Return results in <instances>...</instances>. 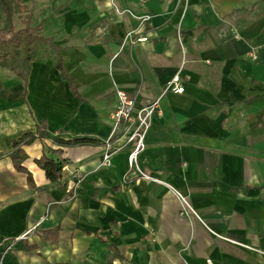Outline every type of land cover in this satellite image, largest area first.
I'll return each instance as SVG.
<instances>
[{
    "label": "crops",
    "instance_id": "obj_1",
    "mask_svg": "<svg viewBox=\"0 0 264 264\" xmlns=\"http://www.w3.org/2000/svg\"><path fill=\"white\" fill-rule=\"evenodd\" d=\"M29 2L49 41L27 81L0 64V264H264V0ZM177 73L185 91L163 97L138 159L165 184L130 171L123 141L103 166L117 91L140 108ZM42 122L31 186L8 153ZM43 154L67 160L59 180Z\"/></svg>",
    "mask_w": 264,
    "mask_h": 264
},
{
    "label": "trees",
    "instance_id": "obj_2",
    "mask_svg": "<svg viewBox=\"0 0 264 264\" xmlns=\"http://www.w3.org/2000/svg\"><path fill=\"white\" fill-rule=\"evenodd\" d=\"M18 14L22 18V27L17 28L15 24V15ZM31 13L28 8L22 4V0H0V64L2 67L9 69L17 76L28 80L31 63L40 58V45L48 42L42 35L41 26H32L30 24ZM56 66L61 71L62 77L66 79L75 94H78L75 80L64 66L63 59L57 57ZM2 89V84H0ZM45 122L38 125L36 132H26L17 138L13 144L12 150L8 153L19 171L29 174V183L34 186L32 174L24 166L26 152L24 147L32 144L38 138L50 137ZM53 140L60 146H75L80 144L92 143V138H75L61 139L54 137ZM61 151V149L57 150ZM4 154L0 153V158ZM38 165L45 170L47 177L55 182L62 177L63 168L67 163L65 159H54L47 154H43L37 159ZM57 230V229H56ZM54 230V231H56ZM57 236V235H56Z\"/></svg>",
    "mask_w": 264,
    "mask_h": 264
},
{
    "label": "built area",
    "instance_id": "obj_3",
    "mask_svg": "<svg viewBox=\"0 0 264 264\" xmlns=\"http://www.w3.org/2000/svg\"><path fill=\"white\" fill-rule=\"evenodd\" d=\"M189 1V0H184ZM181 26H179L178 31L180 33ZM147 36H143L138 39V41H146ZM253 58L257 59L258 55L256 52L253 53ZM185 91V86L182 83L181 75L177 73L173 78L166 84L161 94L153 102L146 106L138 108L136 105V99L128 94L124 90H118V102L112 112V132L110 136L104 141V155H103V166H112V155L116 153L121 148V142L124 145H132L133 149L128 156L129 169L135 172L138 177L143 179H149L161 184H165L164 181L152 176L150 173L146 172L139 164V154L145 147L146 134L149 131L152 123V118L157 113L162 111L161 102L163 97L168 92L183 93ZM64 166L63 169H66ZM80 183V181H77ZM180 201L182 203V214L195 213V210L189 203L187 197L183 196L181 193L176 191ZM209 264H214L212 260H208Z\"/></svg>",
    "mask_w": 264,
    "mask_h": 264
},
{
    "label": "rangeland",
    "instance_id": "obj_4",
    "mask_svg": "<svg viewBox=\"0 0 264 264\" xmlns=\"http://www.w3.org/2000/svg\"><path fill=\"white\" fill-rule=\"evenodd\" d=\"M42 1V0H41ZM45 3V2H44ZM41 4V2H39V0H30V2L28 3V6H39ZM20 17L18 14L15 15V24L17 28L22 27L21 21H20Z\"/></svg>",
    "mask_w": 264,
    "mask_h": 264
}]
</instances>
